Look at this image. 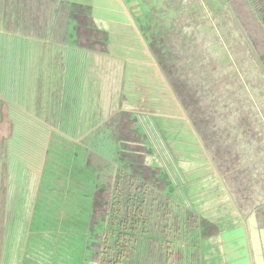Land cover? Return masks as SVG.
<instances>
[{
	"label": "flooded vegetation",
	"instance_id": "1",
	"mask_svg": "<svg viewBox=\"0 0 264 264\" xmlns=\"http://www.w3.org/2000/svg\"><path fill=\"white\" fill-rule=\"evenodd\" d=\"M215 1L224 4L264 81L258 47L251 43L248 34H243L229 1ZM122 2L142 34L141 23L146 21V15L140 9H131L139 7L141 0ZM88 3L0 0V113L6 98L12 106L7 121L11 123L13 139L19 138L20 124L26 120L30 123L35 117L32 113L37 111L39 123L59 128L68 139L83 145L87 159L92 154L97 156L91 157L92 161L97 159L96 164L92 162L94 166L88 167L99 177L100 187L91 207L82 264H202V239L215 236L218 228L183 204L185 193L173 180L178 174L171 169L166 141L151 139V132L141 131L124 110L117 76L106 73L107 77H100L92 72L90 64L83 74L76 67L77 55L87 54L83 60L98 59L107 44L106 33L100 30ZM151 15L148 13V20ZM254 15L261 22L258 14ZM148 47L151 50L149 44ZM4 53L6 59H2ZM201 82L204 85L207 81ZM209 85L211 91L200 89L207 94L201 97L213 100L227 95L230 101L228 94L235 91L230 85L219 90L221 87L213 81ZM250 91L259 93L253 86L243 90L244 94ZM241 107L245 113H241ZM216 108L220 113L209 115L211 121L203 131V124L188 117L218 174L236 172L257 159L264 162V127L258 124L244 130L243 125H236L243 124L246 101L229 109L220 105ZM185 111L188 113L186 108ZM258 116L264 120V114ZM211 124L215 137L230 139L228 146L232 150L222 153V158H214L207 143V139H212L208 130ZM230 127H234V139L227 135ZM44 132L49 137L60 135L53 130L51 134ZM149 159L154 167L147 164ZM165 188L167 192L163 191ZM228 193L245 213L264 206V170L242 183L229 185ZM97 204L101 207L96 208Z\"/></svg>",
	"mask_w": 264,
	"mask_h": 264
},
{
	"label": "crops",
	"instance_id": "2",
	"mask_svg": "<svg viewBox=\"0 0 264 264\" xmlns=\"http://www.w3.org/2000/svg\"><path fill=\"white\" fill-rule=\"evenodd\" d=\"M88 2L107 44L98 59L83 60L87 54L77 55L76 67L82 74L91 66L100 77L117 76L124 110L141 131L151 132V139L166 141L171 169L178 174L173 180L185 193L183 204L218 228L215 236L202 239V264H264V206L245 213L228 193L229 185L263 171L264 162L257 159L236 172L218 174L185 110L186 118L181 117L186 121L180 117L176 126L162 118L171 115V105L178 111L172 88L159 75V64L139 39L142 35L122 0ZM112 3L120 4L124 14ZM134 40L135 45L129 43ZM32 114V121L21 123L19 138L13 139L7 121L12 106L6 98L0 113V264H82L92 195L100 185L88 164L73 159L84 158L91 164L97 159L92 161L93 154L87 159L83 145L68 139L59 128L39 123L37 111ZM52 130L63 138L45 135L44 131L51 134ZM78 167L84 170L81 175L76 173Z\"/></svg>",
	"mask_w": 264,
	"mask_h": 264
},
{
	"label": "rangeland",
	"instance_id": "3",
	"mask_svg": "<svg viewBox=\"0 0 264 264\" xmlns=\"http://www.w3.org/2000/svg\"><path fill=\"white\" fill-rule=\"evenodd\" d=\"M228 1L231 11L242 27L243 34H248L251 43L258 47L259 60L264 66V0ZM112 5L115 10L124 14L125 10L120 4L112 3ZM131 9L133 12L140 9L145 13L146 21L142 20V27H140L143 32L140 34L155 53L157 57L155 60H159L156 61L161 66L163 74L168 77L170 83L172 82L170 86L174 96L183 109H187L188 113L185 111L187 116H193L199 125H204L201 127L202 131L211 121L209 115L212 112L215 115L220 113L216 107L220 105V108L229 109L244 101H246L247 113L243 116V124L237 122L236 125H243L244 130L252 129L258 124L264 127L263 118L257 117L258 113L264 114V81L253 62L248 44L232 24L223 3H216L215 0H141L139 7L136 5ZM148 13L152 14L150 20H148ZM254 13L258 14L261 22ZM202 80L207 82L201 85ZM212 81L219 85L218 88L221 87L219 90H226L224 85L235 88L234 92L228 94L230 101H227V95H221L220 98H213V100L201 97L207 94L201 93L200 89L204 87L205 91H211L209 84ZM250 86H253L259 93L254 94L250 91L249 94H244L243 90ZM135 95H138L137 91ZM240 109L241 113H245L242 107ZM227 111L223 110L225 113ZM174 114L173 109L172 115ZM176 116H180L179 112H176ZM191 124L193 125L192 122ZM211 126L212 124L208 130L212 139H207L208 146L214 158H222V153L232 150V147L228 146L230 139H227V135L233 139L236 137L234 127L229 128L231 132H227V138H225L222 135L215 137L217 133L211 132L213 130ZM194 129L196 130L195 126ZM48 150L49 148L45 150V155L49 154ZM170 153L171 151L168 155ZM73 160L78 164H88L89 167L90 165L93 167L89 160L87 162L84 158ZM147 164L150 167L155 166L151 159L147 161ZM80 171L84 170L78 167L77 175H81ZM157 171L159 172V168ZM97 189L99 188L95 191ZM166 189L163 191L167 192ZM94 199L95 195H92L91 206ZM97 207L101 205L97 204ZM50 264H57V262L52 261Z\"/></svg>",
	"mask_w": 264,
	"mask_h": 264
},
{
	"label": "water",
	"instance_id": "4",
	"mask_svg": "<svg viewBox=\"0 0 264 264\" xmlns=\"http://www.w3.org/2000/svg\"><path fill=\"white\" fill-rule=\"evenodd\" d=\"M127 11H128V10H127ZM128 13H129V12H128ZM129 15H130V14H129ZM139 37H140L139 39L142 41V43L145 45V47L147 48L148 52L150 53V55H151L152 58L154 59V57H153L151 51L149 50V48H148L146 42L144 41V39L142 38V36L139 35ZM129 43L135 45V40L132 41V42H129ZM155 62H156V60H155ZM157 69L160 71L159 75H161V76L165 79V82H167V81H166V78H165V76H164V74H163V72H162V70L160 69V67H159L158 65H157ZM160 85H162V84L159 83L158 86H160ZM172 97L174 98V100H175V102H176V105H177L178 111H177V109L174 107V105H173V106L171 105V115H170V116L167 115L166 117H162L163 119L165 118V119L167 120V123H168L171 127L176 126V125L179 123V118H180L181 116H182V117H183V116L185 117V115H184V111H183V108H182L181 104H179L178 99L174 96V93H173ZM166 107H167V105H166ZM173 109L175 110V114H174V115H172V111H173ZM176 112H179L180 116H176ZM182 117H181V119L184 120V121H186V120L183 119ZM185 118H186V117H185Z\"/></svg>",
	"mask_w": 264,
	"mask_h": 264
},
{
	"label": "trees",
	"instance_id": "5",
	"mask_svg": "<svg viewBox=\"0 0 264 264\" xmlns=\"http://www.w3.org/2000/svg\"><path fill=\"white\" fill-rule=\"evenodd\" d=\"M261 70H262L263 73H264V68H263V67H261ZM129 264H133V263H130V262H129ZM134 264H135V261H134Z\"/></svg>",
	"mask_w": 264,
	"mask_h": 264
}]
</instances>
